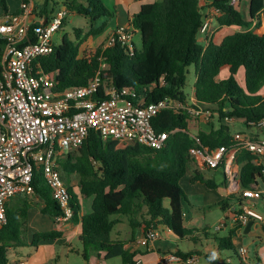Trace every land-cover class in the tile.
I'll list each match as a JSON object with an SVG mask.
<instances>
[{
  "label": "trees",
  "instance_id": "16d2710c",
  "mask_svg": "<svg viewBox=\"0 0 264 264\" xmlns=\"http://www.w3.org/2000/svg\"><path fill=\"white\" fill-rule=\"evenodd\" d=\"M246 2L248 11L244 14L241 7ZM60 4L69 13L85 18L90 30L84 35L81 29L76 30L75 41L65 35L52 54L38 60L41 69L36 72L48 75L56 90L86 86L99 74L118 90H135L146 106L169 99L210 111L213 118L210 129L195 132L191 115L170 107L154 120L158 132L170 135L160 150L103 139L97 130H91L78 151L57 158L56 166L71 195L72 222L80 224L77 239L84 249L82 257L88 261L91 249L104 261L120 259L121 264H135L141 253L132 244L141 229L146 235L153 223L168 228L179 241L198 244L202 237L209 238L210 233L185 227L187 198L181 181L188 170L193 171L192 183H201L213 190L219 188L215 180L202 175L199 166L193 169L197 162L192 150L207 148L213 152L226 147L229 155L235 154L241 190L259 189L260 181L264 182V160L239 146L226 124L237 120L251 128L264 121V0L240 3L236 0H155L143 4L132 22L133 31H139L142 37V50L135 47L134 54L119 42L98 47L90 43L91 38L105 31L106 24H98L115 17L105 0H45L35 14L39 19L50 20ZM0 8L3 16L10 14L8 0H0ZM207 9L220 11L217 18L220 28L238 30L221 42L215 35H208L202 45L199 35ZM20 12L19 9L11 14ZM36 25L31 26V31ZM210 31L208 27L206 33ZM4 47L5 42L0 38V76ZM191 66L196 75L193 103L188 102L189 96L185 93ZM241 69L245 72L244 84L238 80ZM224 70L228 71L226 78L222 76ZM73 177L78 179L76 187L71 182ZM32 185V195L20 194L7 202V224L0 231V264L9 263L10 249L28 246L29 212L33 208L37 206L55 224L62 214L40 169L33 173ZM223 186L227 187L226 175ZM32 196L38 203L32 201ZM241 197L240 193H234L217 206L228 212L240 207ZM90 198L93 199L91 212L82 215L81 200ZM165 202H169V208ZM122 218L130 224L131 241L113 235ZM238 229L231 228L225 237H212L218 243L219 254L229 251L237 256L233 235ZM63 235L58 229L36 232L32 246L38 247L43 241L57 240ZM127 244L130 246L126 247ZM175 252L185 258L199 254L198 251Z\"/></svg>",
  "mask_w": 264,
  "mask_h": 264
},
{
  "label": "built area",
  "instance_id": "2783aa9c",
  "mask_svg": "<svg viewBox=\"0 0 264 264\" xmlns=\"http://www.w3.org/2000/svg\"><path fill=\"white\" fill-rule=\"evenodd\" d=\"M20 11L5 15L0 21V38L5 42L0 76V231L7 224V202L17 195L34 193L33 173L39 169L62 211L57 224L72 222L74 210L69 187L56 161L62 155L78 151L91 130H97L103 139L128 141L160 150L170 137L168 132H158L154 127L155 118L163 110L170 107L176 112L184 110L200 121H207L212 115L202 108L173 103L169 99L146 106L135 90H118L99 74L86 86L56 90L48 75L36 71L41 69L38 60L54 52L56 44L52 37L61 30L67 10L61 7L50 20L39 19L30 3L22 2ZM215 12L220 14L219 10ZM34 23L37 25L31 31ZM210 24L211 19L207 18L201 30L203 34ZM133 37V29L119 25L108 37L107 45L119 42L134 54ZM257 127L264 132V121ZM237 143L264 160V139ZM228 152L226 147L213 152L196 148L192 155L200 168L223 169L229 181L236 183L239 167L235 154ZM237 192L242 195V203L228 211L229 216L221 221L218 231L228 227L244 229L250 221L264 224V217L254 204L264 193L258 188ZM158 238L159 234L152 229L137 242L142 244ZM237 256L239 264H253L247 247L239 246ZM212 258L219 260V254L214 253ZM198 262L197 255L185 258L176 252H167L161 256V264ZM135 264L145 263L138 259Z\"/></svg>",
  "mask_w": 264,
  "mask_h": 264
},
{
  "label": "rangeland",
  "instance_id": "374dc122",
  "mask_svg": "<svg viewBox=\"0 0 264 264\" xmlns=\"http://www.w3.org/2000/svg\"><path fill=\"white\" fill-rule=\"evenodd\" d=\"M25 3H31V0H24ZM38 5L34 7L35 12H38V6H42L45 2L44 0H34ZM155 0H150V2H153ZM158 1V0H157ZM205 1V0H202ZM9 5L11 7L16 6V2L13 0H8ZM22 3V2H21ZM110 6V3H107ZM247 4V2L244 4V6ZM61 7H65L63 4H60L57 9L58 11ZM66 8V7H65ZM1 14V11H0ZM1 21V16H0ZM100 24H98L99 26ZM81 29L83 31V35L89 32L90 25L89 22L76 14L69 13L67 11V15L65 17V24L59 30L57 33H55L52 37L53 42L56 45H59L62 42V39L65 35H67L71 40H76L75 32L76 30ZM213 32L210 31L209 34ZM133 41L135 44V47L138 51L142 50V37L141 33L139 31L134 32ZM103 34V33H102ZM96 37H93L90 39V43L94 47H98L103 43H107L108 37L110 34H103ZM199 41L202 45H205L206 37L203 33H200L199 35ZM223 78H226L228 76V71L224 70L222 73ZM238 80L242 84L245 82V72L243 69L240 70L238 74ZM196 81V75H195V68L194 66H191L189 68V74L187 76V87L185 89V93L191 97L193 95V87ZM191 125L196 132L198 129L202 130H208L210 129L209 124L213 121V118H209L207 121H200L199 118L191 116ZM217 120H215L216 122ZM231 128L232 135L237 139L238 142L242 140H259L264 139V132L259 127H251L248 128L245 124L242 122H239L237 120H230L226 122ZM198 164L193 165V169H199ZM208 172H206L207 176H215L218 182L221 181L223 177V169H206ZM193 176L192 169H189L186 176L181 181V186L184 190V193L187 198V202L185 203V223L186 226L192 230V231H199V232H207L210 233L209 238H201V243L192 244L191 248L199 250L201 253H207L210 252L212 247L217 242L212 237H225L229 235L230 227H228L226 230L218 231L217 227L220 225L221 221L227 220V216H229V212H224L220 207L217 206L218 203H214L218 198V193L210 192L211 196L210 198L202 192V184H194L192 183L191 179ZM74 186L76 187L78 183V179L76 177H73ZM260 183L264 187V182L261 180ZM32 201L36 204L38 203V200L35 197H31ZM93 199H85L81 201L82 207H83V213L89 214L91 210L89 211V207L91 208ZM255 208L256 210L263 215L264 217V199L255 201ZM165 206L169 208V202H165ZM40 213L36 208H33L30 212L31 215V227H28V234H27V240H28V246L20 247L16 249H10L9 251V259L11 262H29V264H93L97 262V256L93 251H90L89 249V260L86 261L82 255L77 254L78 251L83 252V246L79 243L78 240H74L70 242L66 238H60L53 241H43L41 242V246L39 247H33L32 246V240H33V232H45L49 231L52 228V222L49 220V218L38 215ZM35 217V218H33ZM73 223V222H70ZM74 224V223H73ZM60 225V224H57ZM62 225V224H61ZM163 227V226H162ZM34 228V230H32ZM119 230H122V237L121 239H125V237L129 234L131 231L130 224L128 222L123 223V225L117 226L113 232V235L115 232H118ZM164 229L160 230L159 233L162 235V237H165ZM238 239V241L236 240ZM233 241L235 243V246H245L248 248L250 253V259H255L256 256H259V258L264 261V231L262 229H259L258 231L253 229L248 234H234L233 235ZM70 242V243H69ZM68 248L72 249V253L68 252ZM180 248L182 250H188L189 246L187 243L180 244ZM238 248V247H237ZM226 256L231 257L232 261L234 263L238 262V258L229 251H225L221 253V257L225 258ZM103 261V260H102ZM105 264H121L120 259H113L108 261H103ZM197 264H208L207 260L204 257L199 258V262ZM264 264V263H263Z\"/></svg>",
  "mask_w": 264,
  "mask_h": 264
},
{
  "label": "crops",
  "instance_id": "0c3cea01",
  "mask_svg": "<svg viewBox=\"0 0 264 264\" xmlns=\"http://www.w3.org/2000/svg\"><path fill=\"white\" fill-rule=\"evenodd\" d=\"M13 1L16 2L17 4H16L15 7H11L9 5L10 6V14L13 13V12H16L17 10H19L20 6L22 4L21 2H23V0H13ZM107 3H110V6ZM147 3H150V0H105L106 6L111 11L115 12V17L112 20H109V21L103 20V21H101L99 23L100 25H102L103 23L106 24V28H105V31H104L103 34H105V35L111 34L113 32V30L119 25L130 27L131 29H133L132 22H133L134 16L140 11L141 6L143 4H147ZM30 4L31 5H35V6L38 5L34 0H31ZM203 4H204V2H203ZM241 10H242V12L244 14H246L247 11H248V5L247 4L245 6L242 5ZM0 11H1L0 16L2 18L3 17V11H2L1 8H0ZM205 15H206V19L207 18L211 19V24H210L209 27H210L211 31L213 30V32L211 34H207V33L204 34L206 38H207L208 35L210 37L215 35L218 38V40L221 42L226 36L234 34L238 30L235 27L220 28L217 25V18L219 17V14L215 12V9H207V10H205ZM134 32H137V30H135ZM188 102L189 103H193L194 102V96L193 95L191 97H189V101ZM206 169L207 168H203V167L200 168L202 175L205 178H207V179L215 180L217 182V184L219 185V188L216 189V190L208 189L204 184H202V192H204V194L210 198V196H211L210 194L212 192L216 193V191H217L218 198L215 201H213L214 203H219V202L227 199L228 196H230V195L236 193L237 191L241 190L239 180H237L236 183H231L229 181V179L227 178V187H226V186H223V182L225 180V174L224 173H223V177H222L221 181L218 182L217 179L215 178V176L210 177V176L206 175V172H208ZM198 184H201V183H198ZM259 189L264 193V187H263V185L261 183L259 185ZM263 199H264V196H263L262 200ZM81 201H83V200H81ZM91 208H92V205H91ZM91 208L89 207V211L91 210ZM30 212H29V225H28V227L30 226V228H32L31 227V215H30ZM37 214L38 215L39 214L42 215L41 213H38V212H37ZM82 215H84L83 212H82ZM33 218H35V217H33ZM125 222H128L127 219L126 218H122L121 219V223L118 224V226L121 227V225H123V223H125ZM185 227L187 229H189L186 226V223H185ZM53 229H58V230L62 231L64 233L62 238H66L70 242H72L74 240H78L77 238H78V236L80 234V231H81L80 224H73V223L57 225V224L52 222L51 230H53ZM152 229L156 230V232L159 234V238L157 240H155V241H146V242H144L142 244L138 243L137 241L140 240L143 237V229H141V231L139 233L140 235H138V236L136 235V242H134L132 244V247L136 248L141 253L140 255L137 256V259H141L145 264H161V256L164 253H167V252H175L177 250H181L183 252H189V251H198L199 252V250L191 248V245L193 243L188 242V241H179V239L175 235H173L172 232L168 230V228H166L164 226L162 227V226L157 225L156 223H153ZM163 229L165 230L164 231L165 237L164 236L162 237V235L159 233V231L163 230ZM253 229H255V228H253ZM32 230H34V228ZM228 230H229L228 232H230L231 228L228 229ZM238 230H237V233H236L237 235L239 234ZM255 230L258 231L259 229H255ZM35 231L36 230H34L33 233H36ZM122 233H123L122 230H119L118 232H115L114 236L116 238L120 239V240L131 241V239L133 237L132 230L125 237V239H121L120 238L123 235ZM236 240L238 241V239H236ZM182 243H187V245L189 246L188 250H182L180 248V244H182ZM233 243H234V241H233ZM199 244L202 245L201 242ZM234 245H235V243H234ZM40 246H41V243H40L39 247ZM129 246H130V244L126 245V247H129ZM217 246H218V243L216 242L215 245L212 247L210 252H207L205 254L199 252V254H195V255H198L199 258L201 256L204 257L207 260L208 264H226L227 262H229V264H239L238 256H236L238 258V262L237 263H234L232 261L231 257H229V256H226L225 258H222L221 254L218 253ZM239 246L240 245H238L237 247H239ZM72 251H73L72 249L68 248V252L69 253H72ZM214 253H218L219 254V260H216V259L212 258ZM77 254L82 255V252L78 251ZM102 260H103V258L99 259L97 257V262H95L93 264H105L103 262L104 260L103 261ZM9 262H11V261H9ZM21 263L29 264V262L28 263L27 262H21ZM252 263L253 264H258V263L259 264H263L264 261H262L259 258V256H256L255 259H252Z\"/></svg>",
  "mask_w": 264,
  "mask_h": 264
},
{
  "label": "water",
  "instance_id": "95a60500",
  "mask_svg": "<svg viewBox=\"0 0 264 264\" xmlns=\"http://www.w3.org/2000/svg\"><path fill=\"white\" fill-rule=\"evenodd\" d=\"M263 227V224L261 223H254V221H250L247 226L244 229H239L238 233H244V234H248L250 233V231L255 228V229H261Z\"/></svg>",
  "mask_w": 264,
  "mask_h": 264
}]
</instances>
